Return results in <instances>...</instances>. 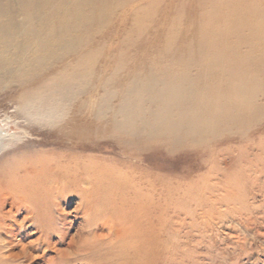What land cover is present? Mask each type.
Listing matches in <instances>:
<instances>
[{
  "label": "bare ground",
  "instance_id": "1",
  "mask_svg": "<svg viewBox=\"0 0 264 264\" xmlns=\"http://www.w3.org/2000/svg\"><path fill=\"white\" fill-rule=\"evenodd\" d=\"M202 1L195 18L184 0H20L19 8L32 4L33 11L0 17V84L17 87L20 107L57 135L35 141L57 151L26 154L0 169V210L6 203L24 210L23 221L46 241L54 231L62 242L77 196L88 235L119 240L103 254L112 264L148 263L152 180H163L150 172L151 150L213 148L230 127L244 133L246 118L264 115V6ZM75 96L74 132L67 112ZM96 124L120 134L123 160L87 153ZM106 212L115 221L99 233L93 226ZM21 227L0 214L9 237L0 240V264L20 263L8 251L11 237L23 244Z\"/></svg>",
  "mask_w": 264,
  "mask_h": 264
},
{
  "label": "rangeland",
  "instance_id": "2",
  "mask_svg": "<svg viewBox=\"0 0 264 264\" xmlns=\"http://www.w3.org/2000/svg\"><path fill=\"white\" fill-rule=\"evenodd\" d=\"M184 1L193 3L191 16L194 17L191 18L197 17V12H203L200 8L202 0ZM257 1L264 6V0ZM31 5L26 11L19 8L20 0H0V17L13 15L22 19L33 11ZM259 75L264 84V76ZM19 92L17 87L0 84V131L3 134L0 137V169L26 154L57 151L52 145L35 144L37 139L55 140L57 135L53 129L37 126V122L20 107L16 99ZM77 100L73 97L67 112L74 132L79 131ZM55 101L57 107L63 109L62 101ZM261 101H264L263 97ZM62 109L56 111L60 117L66 114ZM97 126L99 130L88 133L85 141L87 153L109 160H123L125 157L116 143L120 134ZM239 128L244 133L235 132V126L230 127L228 133L214 142L213 148L197 146L168 152L163 147H156L151 150L150 172L163 180H152L150 216L155 236L151 239L152 251L147 264H264V115L246 118ZM77 200L76 196L67 206V211L72 214L69 218L72 228L62 242L54 231L51 232L53 239L46 241L44 232L37 230L36 224L23 221L24 210L17 211L9 203L2 206L0 214L6 216V223L16 220L25 235L21 245L18 244L19 235L10 238L15 243L8 252L16 257V262L112 264L108 255L103 254L111 251V245L119 240L101 243L89 236L88 224L76 209ZM112 213L106 212L93 229L99 233L103 229L107 232L106 227L100 225L112 223ZM6 235L1 230L0 240L9 239Z\"/></svg>",
  "mask_w": 264,
  "mask_h": 264
}]
</instances>
